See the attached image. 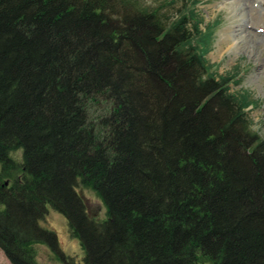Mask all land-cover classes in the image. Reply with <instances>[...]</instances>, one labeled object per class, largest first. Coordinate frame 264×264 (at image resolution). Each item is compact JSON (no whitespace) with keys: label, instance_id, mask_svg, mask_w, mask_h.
Returning <instances> with one entry per match:
<instances>
[{"label":"trees","instance_id":"16d2710c","mask_svg":"<svg viewBox=\"0 0 264 264\" xmlns=\"http://www.w3.org/2000/svg\"><path fill=\"white\" fill-rule=\"evenodd\" d=\"M198 3L0 0V249L11 264H38L36 244L65 264H264V139L246 110L259 102L208 62L219 22ZM46 205L81 262L40 225Z\"/></svg>","mask_w":264,"mask_h":264},{"label":"rangeland","instance_id":"374dc122","mask_svg":"<svg viewBox=\"0 0 264 264\" xmlns=\"http://www.w3.org/2000/svg\"><path fill=\"white\" fill-rule=\"evenodd\" d=\"M166 1L170 0H144L155 7ZM196 10L205 23L219 22L206 58L217 74L234 73L240 78L239 84H230L231 92L248 90L258 100L257 106L246 110L252 129L264 139V0H199ZM12 156L21 161V150L14 151ZM78 191L86 200L89 214L96 220L105 219L106 208L96 193L82 186ZM46 209L40 225L56 234L65 256L81 262L83 250L78 239L70 237L66 218L49 205ZM35 249L38 264H65L45 244H36ZM0 264H11L1 249Z\"/></svg>","mask_w":264,"mask_h":264}]
</instances>
